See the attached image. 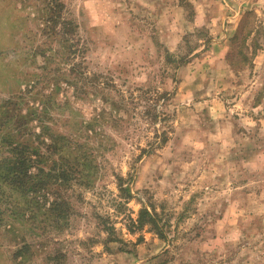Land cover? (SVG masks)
<instances>
[{
    "label": "rangeland",
    "instance_id": "374dc122",
    "mask_svg": "<svg viewBox=\"0 0 264 264\" xmlns=\"http://www.w3.org/2000/svg\"><path fill=\"white\" fill-rule=\"evenodd\" d=\"M206 4L0 0V104L39 174L26 205L0 201V264H264V0ZM223 4L249 10L222 53ZM107 100L127 122L106 114L85 141ZM49 132L82 137L91 183L73 162L58 178Z\"/></svg>",
    "mask_w": 264,
    "mask_h": 264
},
{
    "label": "trees",
    "instance_id": "16d2710c",
    "mask_svg": "<svg viewBox=\"0 0 264 264\" xmlns=\"http://www.w3.org/2000/svg\"><path fill=\"white\" fill-rule=\"evenodd\" d=\"M50 3H52V0H50ZM49 6V5H48ZM53 10V9H52ZM78 76L76 75V78ZM77 80V79H76ZM34 82V83H33ZM34 88L41 85V81H33ZM31 84V83H30ZM42 91L39 90L37 92H34V94L37 96ZM51 98V106H67L71 107L72 104L70 101H61L60 99L56 98L54 95L49 96ZM6 105V102H4ZM10 102H8V106L3 107L4 105L0 104V143L2 146L8 147V153L11 154L9 160H5L8 164L7 167L4 166L2 163L0 165V201L5 200V204L8 206L7 209L10 211L16 210L17 207H22L28 203V194L36 193L38 191V182H39V174H36V176H33L30 172L31 164H30V157L28 156V149L31 148L28 145L29 141V133H26L24 131L25 126L24 125V119H20L19 123L13 127V129H16L12 133L10 129L12 128L11 120L15 116L16 117V110L10 109ZM106 104L111 105L114 107V109L107 111V109H102L99 114H96L95 117H92L89 120H85L82 122V125L78 127L76 130L83 131L86 133L83 137L86 138L85 141L90 140L93 135H87L88 131L94 132V128L97 125H103L101 121L105 118L104 115L109 114L111 116L110 123H112V126H117L115 128H119L123 122H127L124 117L119 116V105H117L114 102L106 101ZM13 105V104H12ZM18 106V104H15V108ZM113 111V112H112ZM78 112L76 111V114ZM20 116L23 117L25 115H22V110L20 111ZM53 122V121H52ZM23 123V124H20ZM99 123V124H98ZM19 128V129H18ZM17 129L19 131H17ZM9 130V131H8ZM44 134L48 131L44 127ZM97 134V133H96ZM39 134L38 136L40 137ZM100 135V134H98ZM15 137V139L13 138ZM82 137H79L77 133L72 134L69 132L66 133H54L51 134V132L48 133V150L56 152L57 160H55L56 164H61L60 169L58 170L59 176L62 182H67L70 180V177L72 175L69 174V168L68 166H65L68 162H73L76 165L77 171L76 174L80 179H83L84 182L88 185L92 182L94 179V172H92L93 165L90 161H92V157L90 155H87L86 153L81 154V150H84L82 146L78 148L77 146L80 144V140ZM13 139V140H12ZM99 142H102L100 139ZM28 148L26 150H21L22 147ZM88 146V145H87ZM40 147V146H39ZM39 147H34L35 152L40 157V151L38 150ZM13 157V158H12ZM11 163V164H10ZM5 164V165H6ZM96 167V166H95ZM57 172L56 169H53ZM52 170V171H53ZM40 173L43 172V170L39 167ZM34 177V178H33ZM74 177V175H73ZM42 182V181H41ZM40 182V185L42 184ZM7 185V186H6ZM10 191H9V190ZM18 195H21L22 200L19 199ZM24 199V200H23ZM19 201V203H18ZM55 203L52 204V209H55L57 213V217L59 219L66 218L64 217L66 215V212H63L65 208H61L59 204H57L55 208ZM1 212V210H0ZM5 212V211H4ZM63 217V218H62Z\"/></svg>",
    "mask_w": 264,
    "mask_h": 264
},
{
    "label": "crops",
    "instance_id": "0c3cea01",
    "mask_svg": "<svg viewBox=\"0 0 264 264\" xmlns=\"http://www.w3.org/2000/svg\"><path fill=\"white\" fill-rule=\"evenodd\" d=\"M207 0H194V4H195V8L197 10V12L203 13L204 15H208V9H206L208 7V5L206 4ZM228 9V14L230 13V8H233V11L231 12L232 16H226V18L222 19L224 23V25L226 23L227 24V29L224 30L221 33V36L218 37L216 36V40H217V44H214L216 46H214L212 49L214 50H222L221 52H225L228 43H230V41L232 40V38H234V36H236L237 32L240 31L241 28V21H242V17L244 16V14L247 12V10L249 9H243L244 7H240L237 9V11H234V7L232 6V4H227V6H224L223 4V8ZM244 12V13H243ZM212 26V25H211ZM212 34H216L214 30H212ZM215 39V38H214Z\"/></svg>",
    "mask_w": 264,
    "mask_h": 264
}]
</instances>
